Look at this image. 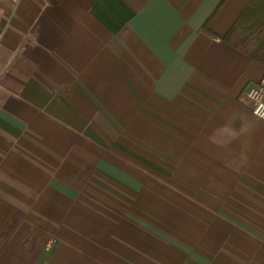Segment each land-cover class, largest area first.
<instances>
[{"label": "crops", "instance_id": "crops-1", "mask_svg": "<svg viewBox=\"0 0 264 264\" xmlns=\"http://www.w3.org/2000/svg\"><path fill=\"white\" fill-rule=\"evenodd\" d=\"M253 2L0 0V264H264Z\"/></svg>", "mask_w": 264, "mask_h": 264}, {"label": "trees", "instance_id": "trees-1", "mask_svg": "<svg viewBox=\"0 0 264 264\" xmlns=\"http://www.w3.org/2000/svg\"><path fill=\"white\" fill-rule=\"evenodd\" d=\"M223 41L264 66V0H254Z\"/></svg>", "mask_w": 264, "mask_h": 264}, {"label": "built area", "instance_id": "built-area-1", "mask_svg": "<svg viewBox=\"0 0 264 264\" xmlns=\"http://www.w3.org/2000/svg\"><path fill=\"white\" fill-rule=\"evenodd\" d=\"M247 98L252 105L254 115L264 121V82L250 86Z\"/></svg>", "mask_w": 264, "mask_h": 264}, {"label": "rangeland", "instance_id": "rangeland-1", "mask_svg": "<svg viewBox=\"0 0 264 264\" xmlns=\"http://www.w3.org/2000/svg\"><path fill=\"white\" fill-rule=\"evenodd\" d=\"M249 102H244L243 104L247 107V108H249V104H248ZM249 110H250V112H251V114L254 116V118L256 119V120H260L259 118H257L255 115H254V113H253V110H252V108H251V105H250V108H249ZM260 121H263V120H260ZM264 122V121H263Z\"/></svg>", "mask_w": 264, "mask_h": 264}, {"label": "clouds", "instance_id": "clouds-1", "mask_svg": "<svg viewBox=\"0 0 264 264\" xmlns=\"http://www.w3.org/2000/svg\"><path fill=\"white\" fill-rule=\"evenodd\" d=\"M3 36H4V33H0V39H3Z\"/></svg>", "mask_w": 264, "mask_h": 264}]
</instances>
